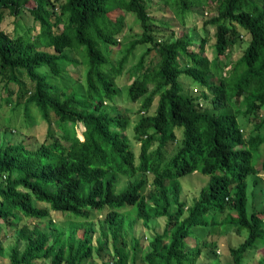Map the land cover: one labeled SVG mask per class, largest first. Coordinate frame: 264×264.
<instances>
[{
    "label": "trees",
    "instance_id": "trees-1",
    "mask_svg": "<svg viewBox=\"0 0 264 264\" xmlns=\"http://www.w3.org/2000/svg\"><path fill=\"white\" fill-rule=\"evenodd\" d=\"M212 4L216 13L192 35L187 14ZM125 13L135 16L140 33L114 57L110 48L119 44ZM24 14L32 20L24 32L17 22L13 35L0 29V82L13 112L27 114L34 106L47 127L35 147L0 141V229L7 226L24 243L21 252L11 249L9 264H85L108 244L112 258L100 264H204L201 258L216 255L204 236L218 224L216 214L246 232L229 249L233 264L259 248L257 261L264 264V205L254 201L264 134L246 139L238 121L252 116L264 125V0H0V24L6 15ZM173 22L177 35L158 37L174 30ZM243 35L246 46L232 60L229 51ZM210 38L212 58L206 54ZM139 46L145 51L125 93L130 101L141 99L145 115L129 137L128 117L115 104L121 93L115 79ZM69 65L84 66L83 80ZM182 78L198 88L184 91ZM197 172L208 180L187 205L179 179ZM118 176L133 179L117 191ZM50 211L62 213L67 227L54 226L52 234L40 229L35 221H51ZM160 217L163 230L143 248L135 220L148 226Z\"/></svg>",
    "mask_w": 264,
    "mask_h": 264
},
{
    "label": "rangeland",
    "instance_id": "rangeland-1",
    "mask_svg": "<svg viewBox=\"0 0 264 264\" xmlns=\"http://www.w3.org/2000/svg\"><path fill=\"white\" fill-rule=\"evenodd\" d=\"M202 10L203 11H199V13L196 14L192 12L187 14L186 21L188 28H192L190 30L192 35H199L198 33H200L203 21L210 15H214L216 13L214 4L211 5L210 9L202 8ZM155 13L159 16L158 11ZM200 13H203V16L200 15ZM122 17L124 19V27L122 35L119 36V44L110 48V50L114 52V57H117L119 55L118 47L120 45L127 43L130 39L135 37L136 34L140 33V27L137 20L135 19V16L132 13H125L122 15ZM16 22L18 32H24L28 26L32 25V20L27 14H24L23 17H20L18 19L14 18V16L12 15H6L2 23L0 24V29L8 32L10 35H13L15 33ZM174 23L175 22H173V25H175ZM174 27H176L173 28L174 30H171L170 28L162 30V32L158 34V37L163 34L164 38L174 37V34H172V32L174 31V33L177 35L180 29V27L177 25H175ZM213 31L214 29L212 27H208L209 37H212ZM32 32L36 33L37 29L33 30ZM213 40V38H210L209 42L206 45V54L210 58L214 56L213 46L211 45L213 43ZM247 40L248 36L243 35L241 42L232 47V49L229 51L232 60H235L241 55L246 46ZM144 51V47H137L133 52V55L129 57L122 73L115 79L116 84L121 89L120 96L116 98L115 104L118 109L128 117L129 124L126 129V133L129 137H132L133 135V125L141 115H145V112L140 111L141 99L130 101L125 93V89L127 85L131 83L133 75L138 74L139 70L136 67V62L139 56ZM151 55L152 53L146 56L145 61H147L151 57ZM75 57L79 61V56L75 55ZM67 68L73 77L83 80L85 70L83 65H69ZM181 81L183 82L184 91L190 92L191 90L193 91L194 87L198 88V85L191 82L188 78H182ZM15 87V83H10L8 89L15 93ZM7 94L8 91L6 90L5 86H3V83L0 82V141H3L5 143H19L23 141L31 147H35L43 140L46 133L47 124L43 121L38 110L34 106H31L28 109L27 114L23 109H19L13 112L11 110L12 104H7L5 101ZM12 97L14 98L15 94ZM155 104L156 99L153 101L148 114H152ZM259 120L260 118L255 119L252 116L249 119L247 117L238 118V121L242 127V134L246 139L249 136L255 134H264V125L261 123L257 126L256 122ZM76 129L77 135L81 136V132L83 130L82 124L78 123ZM131 142L133 144L135 152L138 153L140 148L139 143L133 141V138H131ZM175 146L176 144L174 143L167 147L166 151L163 154L165 160H167L172 155ZM155 147L156 143H153L150 150L154 149ZM259 152L260 156L256 162V168L258 171V182L260 183L259 186L254 187V201H261L264 205V195H262L260 192V190L264 191V167L262 166V159L264 157V145L261 146ZM132 179L118 176V181L115 185V189L117 191H120L128 184V181ZM150 179L151 175H148L147 184H149ZM207 180L208 176H205L198 172L181 177L179 179L181 186V199L187 205H190L198 196L200 188L206 184ZM249 184V189L253 188L251 185V180H249ZM99 217L100 216L97 212L93 213L92 219L94 221V227L96 231H98L97 219ZM214 217L218 224L211 228L212 234H210V236H208V233H206L204 236L205 238L214 242L216 255L215 258L212 259H206L203 257L201 258V261L204 260V264H233L232 258L229 255V249L232 247H236L246 237V232H244V230L238 231L237 228L231 226V224L229 223H226V219H224L225 214H216ZM50 218L52 219L51 221L36 220L35 222L38 224V227L40 229L47 232L48 234L54 233L55 227H67V219L62 213L50 211ZM25 222L31 223L32 219H25ZM164 223L165 217L152 219L149 222L148 226H144L141 220H135L133 233L140 240V245L143 248L147 246L151 237L155 233H160L163 230ZM77 233L78 235H81L82 230L79 229ZM0 246L2 247L0 251V264H9V253L11 249L13 247H16L17 250L21 252L23 250L24 243H22V241H19L16 237V233H13V231L11 233L7 226H2L0 229ZM260 251H262L261 248H259V250L257 251L254 250L248 252L243 264H258L257 259L260 256ZM111 258L112 248L110 244H108L107 248L101 250L100 252H93V256H91V258L87 262H85V264H100L102 260ZM34 264H50V260H35Z\"/></svg>",
    "mask_w": 264,
    "mask_h": 264
},
{
    "label": "clouds",
    "instance_id": "clouds-1",
    "mask_svg": "<svg viewBox=\"0 0 264 264\" xmlns=\"http://www.w3.org/2000/svg\"><path fill=\"white\" fill-rule=\"evenodd\" d=\"M242 132V131H241Z\"/></svg>",
    "mask_w": 264,
    "mask_h": 264
}]
</instances>
